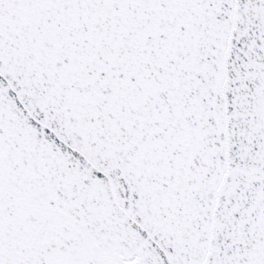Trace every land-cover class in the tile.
<instances>
[{
    "label": "snow or ice",
    "instance_id": "1",
    "mask_svg": "<svg viewBox=\"0 0 264 264\" xmlns=\"http://www.w3.org/2000/svg\"><path fill=\"white\" fill-rule=\"evenodd\" d=\"M0 264H264V0H0Z\"/></svg>",
    "mask_w": 264,
    "mask_h": 264
}]
</instances>
